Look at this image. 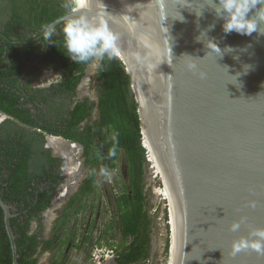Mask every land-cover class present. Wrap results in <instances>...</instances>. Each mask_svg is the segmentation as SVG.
Listing matches in <instances>:
<instances>
[{
  "label": "water",
  "instance_id": "water-1",
  "mask_svg": "<svg viewBox=\"0 0 264 264\" xmlns=\"http://www.w3.org/2000/svg\"><path fill=\"white\" fill-rule=\"evenodd\" d=\"M103 2L132 87L145 95L144 106L136 95L142 132L168 186L167 264H264L251 249L231 254L233 240L264 228V35L226 34L209 0ZM84 3L81 10L94 14L96 0ZM209 40L220 53L211 52ZM6 117L0 111V120ZM46 138L82 148L54 134ZM252 200L257 207L248 206ZM0 204L19 264L12 206L1 194ZM241 216L247 222L232 232Z\"/></svg>",
  "mask_w": 264,
  "mask_h": 264
},
{
  "label": "trees",
  "instance_id": "trees-1",
  "mask_svg": "<svg viewBox=\"0 0 264 264\" xmlns=\"http://www.w3.org/2000/svg\"><path fill=\"white\" fill-rule=\"evenodd\" d=\"M63 2L0 0V111L8 115L0 123V194L5 202L16 208L12 210L15 215L11 217V226L16 235L19 264H38L41 252L54 243V238L41 237L42 229L31 232L30 227L34 220L41 224L43 213L53 200V191L61 182L57 170L60 158L44 147V132L80 141L85 146L87 162L91 166L90 176L66 205L62 222H66L70 208L85 192L90 194L94 191L96 167L114 168L118 154L122 150L126 152L130 184L122 185V192L117 196L118 206L122 209L120 228L124 232L123 240L117 246L116 263L104 264H144L151 257L152 230L144 191L147 154L142 145L139 106L125 64L115 55L112 59L104 57L98 66L97 78L102 86L99 123L108 129L102 143L104 146L96 139L94 125L83 130L79 127L80 122L92 112L88 99L79 100L67 116L60 114L59 127L50 122L47 112L40 106V102H47L49 90L39 88L30 93V87L42 73L41 65L44 63L62 71V81L54 87L61 88L62 94L72 97L92 62L76 64L64 54L61 24L56 26L49 46L42 38V25L65 15ZM22 77L23 80L27 78L25 84L20 81ZM113 150L115 155H111ZM67 241L63 240L61 249ZM0 264H13V251L1 204Z\"/></svg>",
  "mask_w": 264,
  "mask_h": 264
},
{
  "label": "rangeland",
  "instance_id": "rangeland-1",
  "mask_svg": "<svg viewBox=\"0 0 264 264\" xmlns=\"http://www.w3.org/2000/svg\"><path fill=\"white\" fill-rule=\"evenodd\" d=\"M100 60H95L89 66V73L84 78L85 91L93 96H99L102 90L101 82L97 78V68ZM55 78L54 76L41 75L38 78V82L46 83L56 80ZM99 121L98 115L93 120L91 126H95L97 130L95 133L96 139L102 144L104 135L108 132V129L101 126ZM102 146L104 145L102 144ZM55 147H58V145L56 144ZM82 154L79 156L80 163L78 164L80 166L75 165L74 170L77 173L80 172L81 175L83 174L84 178L81 177L75 184L71 185L70 195L75 194L81 189L83 182L90 174L91 166L87 162V158ZM129 166L130 164L124 150L118 154L114 168L111 167L109 170H105L102 166H97L95 169L96 180L94 182V191L90 192V194L85 192L79 198L74 205V210L78 209L80 203H84V208L70 213L67 216L66 222H62V218L65 216V208L70 200L67 201L69 197H66L60 204L58 202L55 207L46 210V221L48 224L46 238H54V243L51 248L41 252L39 264H91L92 258H95L94 254L97 255L101 252L100 250L108 247L105 229L117 222L122 225L118 209H116L117 196L122 192V185L130 184ZM147 166L144 191L149 204L148 213L154 218V221L151 230L153 236L152 256L144 264H167L169 254L166 253V248L171 232L170 223L166 215L167 208L169 207L168 198H166L164 193L166 188L163 183V176L157 171V168L152 169L148 164ZM105 172L107 173L106 175L104 174ZM77 178V175H75V179ZM64 184H66V181H64L61 187ZM58 191L59 189L53 192L55 199L59 196ZM115 235L116 237L114 238L109 236L107 240L112 239L118 244L121 236L120 231L117 230ZM67 236L70 239L61 249L62 242L64 239H67ZM73 237H76V239H73ZM102 238H104L103 241H101ZM56 261L58 262L56 263Z\"/></svg>",
  "mask_w": 264,
  "mask_h": 264
},
{
  "label": "clouds",
  "instance_id": "clouds-1",
  "mask_svg": "<svg viewBox=\"0 0 264 264\" xmlns=\"http://www.w3.org/2000/svg\"><path fill=\"white\" fill-rule=\"evenodd\" d=\"M207 5L214 10L217 18L223 20L222 27H223V31L226 34L234 31L238 34L248 35V36H251L254 32L260 35H264V31H261V24L264 23V0H209V3ZM62 6L65 9V15L62 19L60 32L62 33V37H63V47L65 49L64 54L70 60H72L76 64H83V63H88L90 61L94 62L95 60L103 59L104 57H107L108 59H112L115 55L118 58L120 57L117 54L118 36L116 33H114L111 30L109 26V19L113 15L108 13V11L106 10L107 6L104 4L103 0H96V10L94 14L91 15L89 14L88 11L81 10L86 7L84 0H64ZM199 15H201V13ZM55 32H56V27L54 24L45 23L44 25H42V38L44 41L51 43V38L55 34ZM207 47L212 50L211 52H216V53L221 52L218 45L211 40L207 42ZM193 60L195 61L196 59ZM91 63L89 64V66L91 65ZM188 69L191 71H196L197 70L196 63L189 64ZM205 75H206L205 73L200 72L201 78H204ZM85 76L83 77V79L85 78ZM83 79H82V83L85 84ZM134 90L135 89L132 87V92L136 99L137 93ZM97 98L100 101V94L99 96H97ZM141 133L143 136L142 145L146 148L147 164L150 165L151 168L153 169L154 163L150 160L149 157L150 152L145 144L146 140L144 134L143 132ZM111 155H115L114 150L111 153ZM147 164H146V169L148 167ZM104 174L106 175L107 173L105 172ZM68 175H70L74 180H76L75 175H77L78 177V175H81V173L78 172L76 174L74 173L71 175L68 172ZM55 201H58V198ZM55 201H54V206H52V202H51L47 210L57 205L58 202L55 203ZM60 203L61 202H59V204ZM248 206L251 208H255L257 207V202L254 200L249 201ZM13 207L14 206H12V208ZM81 207H83V205ZM116 209H118L120 220L122 222V209L118 206V203L116 205ZM79 210H81V208H79ZM13 214L15 215V213ZM166 215L168 218V222L170 223L169 207L167 208ZM148 216L152 219V223H153L154 218L151 217L149 213ZM246 222H247V218L241 216L239 220L231 223L230 230L232 232H237L241 228V225L245 224ZM117 230H119L121 234L120 242L118 244L122 242L124 232L121 231L120 224L117 222L112 226L110 225L107 229H105L106 231L105 238L108 247L103 248L102 249L103 251L99 249L101 252L97 255L94 254V257L96 259L92 258L91 264H104V263L112 262L110 256L112 254L116 256L118 244H116L115 241L112 239L107 240V238L109 236H111V238L116 237L115 232ZM103 239L104 238H102L101 241H103ZM129 239H131V237ZM112 242H114L113 245H111ZM168 244H169V251L166 253L170 254L171 234L168 240ZM249 249L255 251L257 254L264 255V228H251L247 236H241L239 239L233 240L231 245V254L235 256L237 253ZM152 250H153V236L151 234V256H152Z\"/></svg>",
  "mask_w": 264,
  "mask_h": 264
},
{
  "label": "flooded vegetation",
  "instance_id": "flooded-vegetation-1",
  "mask_svg": "<svg viewBox=\"0 0 264 264\" xmlns=\"http://www.w3.org/2000/svg\"><path fill=\"white\" fill-rule=\"evenodd\" d=\"M41 67H42V73L40 74V76L41 75H49L52 77L54 76V77H56L55 78L56 80H52V81H49L46 83H39L38 82V78L40 77L39 76L33 81L32 85L30 87V93L34 92L33 89H39V88L49 90L47 92V93H49V97L47 98V102H44V101L40 102V106H42V110L44 112H47L46 114L49 116L50 122H52L54 125L60 127L61 126V122H60L61 119L59 118V115L63 114L65 116H67L69 111L73 108V106H75L78 103L79 100L80 101H86V99H88L87 103H88V106L91 105L92 112H91L90 116L86 117L82 122H80L79 127L81 128V130H83L88 125H92L95 117H97L99 115V100H98L97 96H93L90 93H88L87 91H85V88H84V86H82L83 83L81 81L79 83V85L77 86L75 94L72 97H70V96L67 97L65 93H63V94L61 93V88L56 89L54 87L55 84H58L62 81V78H63L62 71L56 66H51V67L45 66L44 63L41 65ZM87 69L85 72L86 75L89 73ZM22 80H23V77L20 78V81H22ZM26 82H27V78L25 80H23V84H25ZM51 89H56V90H51ZM27 95L29 97L32 96L31 94H27ZM7 117H8V115H7ZM6 118H3L2 120H0V123L3 122ZM44 134H45V136H47L48 133L44 132ZM63 138H65V137H63ZM65 139H67V138H65ZM67 140H70L71 142H77L78 144H80L82 146V148L81 147H78V148L70 147L69 149H66V148L63 149L64 146L66 147V145L62 144V143H59L62 146L60 148H58V147H55L54 144L49 145L47 138H46V142L44 143V147L47 149H50L51 154L53 156L60 158V162H59V166H57V170L60 172L61 182L58 185L59 188L57 187L54 191L59 189V191H58L59 196L62 195V196H60V199L62 198L63 200H65L66 197H69L67 199V201H68L69 199L71 200L77 194V192L80 191V190H78L75 194L70 195L71 185L75 184L81 177L84 178V175L82 174V175H78V179L74 180L70 175H68V172L71 175L74 173L76 174L77 172L74 170V166L75 165L80 166V164H78V163H80L79 156L81 155V153H83L84 157L87 158V155H86V150H85L84 144H82L80 141H77V140H72V139H67ZM34 162H36V161H34ZM69 164H70V166H69ZM89 176H90V174H89ZM89 176H87V178ZM64 181H66V184H64L63 187H61L62 184L64 183ZM85 181L83 182L82 186L84 185ZM55 200L56 199L54 198L52 201V206H54ZM56 202H58V201H56ZM81 206L82 205H79L78 209H75V210H74V208H75L74 206L72 208H70L71 213L78 211ZM84 206L85 205L83 203V207H81V210L84 208ZM12 209L16 210L15 207H13ZM30 227H31V232L38 231L39 229H42L41 237L44 239H47L46 238V232H47L48 224L46 221V213L45 212L43 213L41 224L39 221L34 220L30 224ZM67 239L69 240L70 237L67 236ZM73 239H76V237H73ZM110 257H111V261L116 263V256H114L112 254ZM38 264H39V262H38Z\"/></svg>",
  "mask_w": 264,
  "mask_h": 264
},
{
  "label": "bare ground",
  "instance_id": "bare-ground-1",
  "mask_svg": "<svg viewBox=\"0 0 264 264\" xmlns=\"http://www.w3.org/2000/svg\"><path fill=\"white\" fill-rule=\"evenodd\" d=\"M117 54L120 56V57H123L122 56V54L119 52V50L117 49ZM135 89H136V93H137V96L139 97V100H140V98H142L141 99V104H142V106H144V103H145V95H144V93H143V91H141V90H139V85L137 84L136 86H135ZM146 105V104H145ZM146 137L147 136H145V144H146V146L148 147V149H149V157H150V160L154 163V168H157V171H159L161 174H162V176H163V171H162V169H161V167H160V165H159V162H158V160H157V157L155 156V152H154V150H152V147L150 146V144H149V142H148V140L146 139ZM51 141L53 142V144H54V146L57 144V142L55 141V139H51ZM55 141V142H54ZM58 145V148H60L62 145L61 144H57ZM70 147H72V146H67L66 145V147L64 146V149L66 148V149H69ZM163 178H164V176H163ZM165 184V188H166V190H164V193H165V196H166V198H168V186H167V184L166 183H164ZM68 190V189H67ZM66 192V191H65ZM64 192V193H65ZM63 193V194H64Z\"/></svg>",
  "mask_w": 264,
  "mask_h": 264
}]
</instances>
